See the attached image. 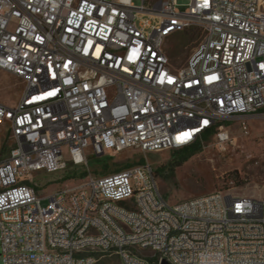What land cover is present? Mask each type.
Wrapping results in <instances>:
<instances>
[{
	"label": "built area",
	"instance_id": "obj_1",
	"mask_svg": "<svg viewBox=\"0 0 264 264\" xmlns=\"http://www.w3.org/2000/svg\"><path fill=\"white\" fill-rule=\"evenodd\" d=\"M0 0L3 264H264V191L170 202L149 163L41 195L34 172L88 155L180 149L264 112V0ZM184 5L185 10L180 6ZM198 41L186 64L168 39ZM242 117V118H241ZM49 198L46 206L43 198Z\"/></svg>",
	"mask_w": 264,
	"mask_h": 264
},
{
	"label": "rangeland",
	"instance_id": "obj_2",
	"mask_svg": "<svg viewBox=\"0 0 264 264\" xmlns=\"http://www.w3.org/2000/svg\"><path fill=\"white\" fill-rule=\"evenodd\" d=\"M141 4V0H134ZM187 1H180L185 4ZM185 10V6H180ZM190 31L177 33L167 41V49L174 64H186L198 41L190 39ZM23 89V81L10 73L0 70V101L13 105L17 102ZM242 118V117H241ZM246 126L241 124L240 118L231 120L227 127L231 140L221 144L216 132L201 140L200 149L190 156L175 170L168 169L160 174L156 173L162 194L172 203L185 199L212 194L218 190H231L233 193L260 196L264 191V112L244 116ZM6 135L0 128V149L6 144ZM175 150V149H174ZM173 149L158 152H143L137 148L126 149L119 153H105L112 156L106 168L97 170L89 167L94 155L89 154L87 164H75L69 161L64 169L56 172L37 171L32 174L31 183L41 195L54 194L62 189L78 186L85 178H71L70 175L86 166L88 176L101 177L128 167L139 165L141 158L149 163L154 171L166 166L172 157ZM129 165L128 167H126ZM49 198L42 199L46 206ZM1 242H0V253ZM153 257L151 251L141 252ZM121 264L117 256H106L99 264ZM0 264H3L0 256ZM155 264V263H154Z\"/></svg>",
	"mask_w": 264,
	"mask_h": 264
},
{
	"label": "trees",
	"instance_id": "obj_3",
	"mask_svg": "<svg viewBox=\"0 0 264 264\" xmlns=\"http://www.w3.org/2000/svg\"><path fill=\"white\" fill-rule=\"evenodd\" d=\"M189 38L192 39L194 38L193 35H189ZM227 124L230 122L226 121ZM215 130H210L204 133V137H208L211 135ZM203 140V139H202ZM6 144L3 145L5 148ZM201 146V140L196 141L195 143L191 144L190 146L180 148V149H175L172 153V157L169 160L168 164L166 166H162L161 168H158L155 170L156 173L160 174L162 171H166L168 169H171L172 171L175 170L177 167L181 166L190 156L195 154ZM113 159L112 156H107L105 154L102 155H94L90 162H89V167L97 170L98 168H106L108 166L109 162ZM138 163H145V159L141 158ZM127 165L126 167H128ZM83 169L80 170L79 167H77L78 170H75L73 174L70 175L71 178H85L89 175V171L87 170L86 166H82ZM32 184V183H31ZM34 185V184H32ZM35 186V185H34ZM102 261V259L97 263L99 264ZM150 264H158L157 258L154 257H149ZM105 264V261H104Z\"/></svg>",
	"mask_w": 264,
	"mask_h": 264
},
{
	"label": "water",
	"instance_id": "obj_4",
	"mask_svg": "<svg viewBox=\"0 0 264 264\" xmlns=\"http://www.w3.org/2000/svg\"><path fill=\"white\" fill-rule=\"evenodd\" d=\"M162 264H170V263H168L167 261H164Z\"/></svg>",
	"mask_w": 264,
	"mask_h": 264
}]
</instances>
